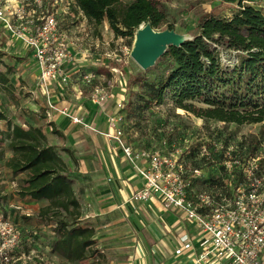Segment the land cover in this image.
<instances>
[{
    "label": "trees",
    "instance_id": "obj_1",
    "mask_svg": "<svg viewBox=\"0 0 264 264\" xmlns=\"http://www.w3.org/2000/svg\"><path fill=\"white\" fill-rule=\"evenodd\" d=\"M72 1L96 25L107 21L116 36L129 39L130 46L141 25L158 28L166 22V12L156 0ZM218 1L236 4L232 16L216 11L204 14L192 37L179 46H168L158 58L151 69L157 71L152 78L130 76L129 84L141 87L138 95L148 104H162L170 98L176 107L207 119L264 122V10L246 0ZM173 28L169 23L168 29ZM224 53L230 58L225 60ZM9 71L0 72L4 83ZM195 101L206 106L196 108ZM1 121L7 128L0 133L12 151L7 165L14 175H25L18 188L20 196L47 201L40 209L42 216L62 215L72 208L76 212L72 220L80 221H61L54 226L53 253L71 262L85 259L95 243V227L79 218L74 170L61 154L64 148L50 144L40 126L14 122L4 105L0 106ZM52 132L59 133L54 127ZM261 133L264 136V130Z\"/></svg>",
    "mask_w": 264,
    "mask_h": 264
},
{
    "label": "rangeland",
    "instance_id": "obj_2",
    "mask_svg": "<svg viewBox=\"0 0 264 264\" xmlns=\"http://www.w3.org/2000/svg\"><path fill=\"white\" fill-rule=\"evenodd\" d=\"M123 1L129 2L131 0ZM156 1L166 12V22L154 29H168V25L171 23L174 26L172 30L185 38H190L197 32L198 20L204 14L216 11L221 12V16L230 17L237 8L236 4L224 3L218 0ZM246 2L264 10V0H246ZM29 9L35 17H42L48 11L54 12L59 21V30L69 48L70 54L73 56L76 53V58H79L76 65H79L82 58H91L93 61L92 70L104 77L101 80V84L114 85L115 99L120 100L123 104L119 111L123 116L121 127L126 135L127 143L132 142L136 149L161 148L164 146L163 142L165 141L172 148L184 149L189 147L193 152L186 155V157L194 165L199 164V160L196 159L195 155L198 147L201 144H210L212 146V140L221 142L223 146L233 145L235 147L257 148L256 150L259 153L264 152V136L261 133L264 130V122L238 124L207 119L176 107L170 98H166L162 104L146 103L145 99L138 95L141 87L137 83L129 84L130 76L133 78L145 75L148 78H152L157 71L151 70L154 65L148 69L140 66L131 55L133 45L130 46L129 39L116 36L107 21L96 25L85 18L84 13L69 0H44L41 5L32 1ZM223 56L225 60L230 58L227 53H224ZM37 68L38 66L29 48L7 33L3 25L0 24V72L5 73L8 69H11L10 73H6L8 82L4 83L0 80V106L4 105L8 109L14 122L43 128V117L39 115L44 116L46 114L45 107L42 106L43 99L35 92L39 89L48 98L50 97V92L45 93V90L37 82ZM79 69L73 75L72 83L70 81L65 83L61 80H56L51 82L48 87L50 88L51 84L55 83L60 88V96H63L62 93L65 94L68 87L74 85L76 89L70 87V93L73 92L74 94L72 96H75V93L83 95L85 100L96 104L97 102L91 96L92 86L84 84L81 79V73L83 72L81 69L85 68L81 67ZM68 77L71 78L70 76ZM205 106V104L195 101L196 108ZM82 120L83 122L78 124L97 132L96 128L92 127L84 119ZM1 124L0 131L5 130L7 128L6 123ZM1 126H4V129ZM101 133L105 138L109 139L106 132ZM81 142L87 148L88 141L82 139ZM61 148H64L61 154L65 161L68 165L76 168L75 162L77 163L78 160L76 154L74 152L71 153L72 150L67 147ZM73 151L76 152L74 149ZM10 155H12V151L8 147V139L0 133V181L6 178L11 186L9 191L4 189L6 193L4 200L1 197L4 196V193H1L3 189L0 190V213L21 226L33 227L40 235L39 240L42 246L46 244L51 248L55 239L53 228L58 222L67 221L70 224H75L80 221L72 220L73 216H75L72 208L62 215L42 216L40 209L47 204V201L19 199L18 188L25 175L20 174L17 178L15 177L17 175L4 171L5 167H7L6 159L8 160ZM204 170L209 174L218 172L216 168L208 166H204ZM73 177L75 190L78 192L76 188L82 182H85V176L78 169H75ZM1 185L3 184L0 183ZM89 224L93 225L92 223ZM94 238L95 243L88 248L85 259L71 262L65 260L60 254L54 253L56 258L53 261L56 264L121 263L122 259L118 257H125V255L116 254L121 252L111 251L105 246L104 243H107L106 241L101 243L96 229ZM124 262L126 263L128 260L124 259Z\"/></svg>",
    "mask_w": 264,
    "mask_h": 264
},
{
    "label": "built area",
    "instance_id": "obj_3",
    "mask_svg": "<svg viewBox=\"0 0 264 264\" xmlns=\"http://www.w3.org/2000/svg\"><path fill=\"white\" fill-rule=\"evenodd\" d=\"M32 1L41 5L44 0H0V24L29 48L39 68L38 83L48 93L51 82H69L63 66L73 56L56 14L48 11L35 17L29 9ZM81 79L92 86L91 96L98 104L110 98L105 86L96 83L95 72H82ZM48 106L58 109L50 102ZM117 106L118 112L109 116L106 135L118 144L143 180V187L130 199L140 202L156 197L163 209L184 212L202 235L195 264H264V152L212 140V146L198 147L199 164L194 165L186 157L193 152L189 147L172 148L165 141L161 148L136 149L125 140L119 112L122 102ZM59 111L75 123L83 122L67 108ZM204 166L218 172L209 174ZM39 238L33 227L21 226L0 213V264H41L44 256ZM193 250L191 236L181 235L176 254Z\"/></svg>",
    "mask_w": 264,
    "mask_h": 264
},
{
    "label": "crops",
    "instance_id": "obj_4",
    "mask_svg": "<svg viewBox=\"0 0 264 264\" xmlns=\"http://www.w3.org/2000/svg\"><path fill=\"white\" fill-rule=\"evenodd\" d=\"M76 55L75 53L63 66L64 73L71 77L69 78L71 83L73 75L81 67L85 68L81 69L83 72H94L91 68L93 65L91 58H82L79 65H76L79 61ZM37 69L39 77V68ZM97 78L96 83L101 84L104 77L97 74ZM104 86L111 96L101 104L87 101L83 95L76 93L72 96L70 87L76 89L74 85H70L66 93H62L63 96H60V88L55 83L49 88V98L39 89L35 92L43 99L42 106L45 107L46 114L39 116L43 117L42 129L48 142L72 150L71 153L74 152L77 156L78 164L75 162L76 168L71 165L70 167L72 170L78 169L85 176V182L76 188L78 190L76 194L80 200L79 218L81 221L93 224L101 243L106 241L107 243L104 244L111 251L125 255V257H118L123 260L120 264H195L196 255L201 251L202 235L194 224L186 220L184 212L163 209L160 200L156 197L140 202H132L130 199L133 193L143 187V180L118 144L105 138L101 133L108 131L109 116L118 112L117 104L121 102L115 99L116 92L113 84H104ZM49 102L58 109H50ZM63 108H67L72 115L84 119L96 128L97 132L73 122L71 117L59 111ZM4 122H0V125ZM53 127L59 131L57 135L52 133ZM1 128L4 129V126ZM124 137L126 139V135ZM82 139L88 141L87 148L82 145ZM128 143L133 146L132 142ZM4 171L12 173L8 165ZM19 176L20 174L15 177ZM0 183L3 184L0 190L3 189L1 193H4V196L1 197L4 200L6 195L4 189L9 191L11 186L6 178L1 179ZM18 196L19 199H28L20 194ZM73 211V214H76L75 210ZM186 233L193 240L194 250L178 255L176 249L180 245V237ZM42 253L44 261L41 264H56L53 261L56 255L52 252V247L44 244ZM124 259L128 262L125 263ZM91 263L102 264V262L88 264Z\"/></svg>",
    "mask_w": 264,
    "mask_h": 264
},
{
    "label": "water",
    "instance_id": "obj_5",
    "mask_svg": "<svg viewBox=\"0 0 264 264\" xmlns=\"http://www.w3.org/2000/svg\"><path fill=\"white\" fill-rule=\"evenodd\" d=\"M186 39L172 29L155 30L151 24H143L135 34L131 55L140 66L148 69L155 65L168 46H179Z\"/></svg>",
    "mask_w": 264,
    "mask_h": 264
}]
</instances>
